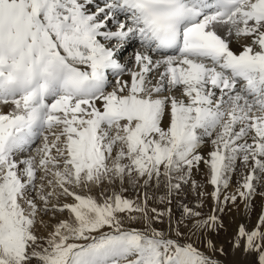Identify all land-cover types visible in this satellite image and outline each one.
Here are the masks:
<instances>
[{
    "label": "snow or ice",
    "instance_id": "obj_1",
    "mask_svg": "<svg viewBox=\"0 0 264 264\" xmlns=\"http://www.w3.org/2000/svg\"><path fill=\"white\" fill-rule=\"evenodd\" d=\"M201 164L211 215L181 204L173 225L169 208L165 232L147 193L124 195L154 182L171 203ZM257 195L264 0H0V264H222L182 228L218 233ZM232 247L264 264V212Z\"/></svg>",
    "mask_w": 264,
    "mask_h": 264
},
{
    "label": "rangeland",
    "instance_id": "obj_2",
    "mask_svg": "<svg viewBox=\"0 0 264 264\" xmlns=\"http://www.w3.org/2000/svg\"><path fill=\"white\" fill-rule=\"evenodd\" d=\"M243 174H244L243 170L238 169L236 174H234L233 176L235 180L233 178L231 180L237 182ZM151 184L153 183H150L149 186L147 187L141 186L135 189L129 187V190L125 192L124 195L130 199H136L138 203H142L144 200V194L147 193V196L149 197L147 202L149 209V216H154V214L151 212L152 208H156L158 211L165 213V215L162 216L159 220L156 219L152 220L151 226L154 228L160 229L165 232L169 231V216L167 215V210L169 208L171 209V218L174 225L175 221L180 218L182 212L181 204H186L189 207H196L197 210L201 211L204 216L213 214L215 202L213 201L210 195V193L213 191L211 185L209 186L210 188L209 187L206 188L207 191H204L205 195H199L200 192H202L200 188L193 189L192 187H188L187 184H183L182 190L179 193V195L173 198L171 203H169L167 198L164 201L160 200L161 196H165L166 189L163 186H158L159 187L158 188L155 183L154 184L156 186L155 185L153 186L157 188H154ZM236 187L237 186H233V185L231 187V181H230L229 187L227 189L221 190V200H223L224 195H229L234 193ZM260 198L261 197L257 195L253 199L252 205L247 211H245L242 201L238 199L236 205H232L231 203H229L224 213H216L217 215L220 216L221 220L223 221V228H221L218 233H209L207 235L204 233H197L196 235L193 236L188 232L187 228H182V231L185 232L184 239H190L191 242H193L196 247L200 248L205 252L208 251V249L205 248L204 246L205 239L206 238L213 239L218 248L221 246L224 248V254L220 255L219 252H216L214 254L213 253H209V254L215 255V257L219 259L222 262V264H233V259L232 257L229 256L232 251V250L230 251V248L232 247V239L235 236V233L240 224L246 225L249 229L253 228L256 225L257 223L256 220H258L257 218L262 212H264V199L261 200ZM201 199H204V202L202 203L201 206L197 207L198 202L201 201ZM255 199H258L260 201V204L259 201H256ZM211 204H213V208L211 210L212 213L209 214L210 213L209 209L212 206ZM59 215L60 214H58V216ZM63 215L66 216L67 213H64ZM133 215L139 216L140 214L133 213ZM237 215L238 216L240 215V217L238 219L234 218ZM125 227L144 229L147 227V225L143 219H140L137 221L126 222ZM171 234L174 236V232ZM240 254H241L240 259L242 260L241 262L242 264H251L252 257L245 255L242 249L240 251Z\"/></svg>",
    "mask_w": 264,
    "mask_h": 264
},
{
    "label": "bare ground",
    "instance_id": "obj_3",
    "mask_svg": "<svg viewBox=\"0 0 264 264\" xmlns=\"http://www.w3.org/2000/svg\"><path fill=\"white\" fill-rule=\"evenodd\" d=\"M232 47L234 48V50H239V45L237 44H233ZM124 79H129V77L127 75L124 76ZM7 109H5L6 111ZM167 120H168V117L165 116V120H164V123L165 125L167 124ZM211 149V145L210 144H206L205 146L202 147L201 149V154H206L209 150ZM207 168L205 165L201 164L198 168L197 167H194L193 170H192V176H191V180H195L197 182V184L200 186L198 188L201 189V191L204 193V191H207L206 188H208L210 186L209 183H207ZM234 176V175H233ZM234 179V177H232ZM235 180V179H234ZM237 182L235 181H232L231 180V187L232 185L233 186H237V184H235ZM152 186L155 185L154 182L153 184H151ZM156 186V185H155ZM188 187H192L191 185V181L187 184ZM154 187V186H153ZM158 187V186H157ZM157 187H154V188H157ZM211 187L213 188V186L211 185ZM159 188V187H158ZM210 188V187H209ZM206 189V190H204ZM193 190V189H192ZM211 190V189H210ZM236 190V189H235ZM201 193V192H200ZM200 195V194H199ZM198 195V196H199ZM210 197V196H209ZM188 198V197H187ZM261 200H263L262 198H260ZM200 200V199H199ZM256 201H259L258 199H255ZM199 202H204V199H201V201ZM243 203V202H242ZM254 203V202H253ZM257 203V202H256ZM196 204V203H195ZM255 204V203H254ZM259 204H260V201H259ZM263 204V203H262ZM211 208L209 209V214H211V210L213 208V204H211ZM252 205V204H251ZM168 206V205H167ZM241 215V214H240ZM240 215L237 217L235 216L234 218L238 219L240 217ZM226 217V216H225ZM229 217V216H228ZM230 218V217H229ZM256 219V218H255ZM258 219V218H257ZM257 221V220H256ZM226 222V221H225ZM231 227V226H230ZM168 232V231H167ZM232 250V251H231ZM241 249H236L234 250L232 247L230 248V251H231V254L229 255L230 257H232L233 259V264H242V260L240 259V251ZM228 256V257H229ZM248 259V258H247Z\"/></svg>",
    "mask_w": 264,
    "mask_h": 264
}]
</instances>
